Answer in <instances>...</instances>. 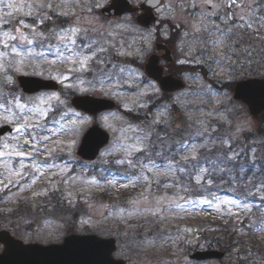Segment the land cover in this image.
Returning a JSON list of instances; mask_svg holds the SVG:
<instances>
[{"label": "rangeland", "instance_id": "374dc122", "mask_svg": "<svg viewBox=\"0 0 264 264\" xmlns=\"http://www.w3.org/2000/svg\"><path fill=\"white\" fill-rule=\"evenodd\" d=\"M132 1L137 3L142 0ZM11 2L14 4L13 8L0 5L2 9L0 17L3 18L0 20V39H7L3 36L5 31L19 36L20 33L15 31L19 28L24 35L39 43L40 38L33 35V28L47 36L49 29L67 27L79 18L81 26L93 27L97 30L95 33H89L93 39H99L101 43L108 42L105 46L109 47L107 58L110 64L104 71L113 78L106 79L103 85L78 84L76 78L80 76L86 80H94V74H99L98 66L91 65L93 71L89 73L70 72L69 69L73 67L71 63L56 59V49L64 50V45L57 40L43 41L44 48L37 47L35 43L29 46L33 51L45 52L47 61L40 58H26L24 66H15L19 67V71L15 70V67H7L9 61L18 58L11 55L5 57L4 64L7 71H0V103L12 107L14 112L19 113L14 106V98L19 97L22 103L27 104L24 113L28 115H31L29 109H34L37 105L45 107L40 103L38 99L40 97L54 93L63 103L60 104L54 99L50 101L49 103L56 107L48 111L47 117L39 119L42 127L27 128L21 133L15 131L20 122H6L3 116L7 115V112L0 108V125L6 123L14 125L13 131L4 134L0 140V152L13 153L0 156V180L5 182L0 184V230L8 231L14 239L23 243L42 245L61 243L63 237L69 234L95 233L105 238L114 237L117 241L114 256L125 259L126 264H264V256H258L255 252L247 253L248 250L240 254L242 261H237L235 246L229 248L231 254L228 257L219 260L195 261L188 257L192 250L206 248V241H200L198 234L192 235V228L198 225L197 222L202 218L209 216L226 219V217L249 215L250 223L253 219L260 222L264 219V213L256 211L260 207L253 208L254 214L245 211L238 216H230L227 214L229 210L237 211L234 205L226 203L237 199L231 195L215 194L219 197V202L213 201L212 205H208L199 201L205 197L208 199L212 197H196L192 193L180 191L177 187H163L164 181L173 179L164 175L171 156L164 155L162 164L155 161L157 168L153 169V174H149L153 176L150 188L144 181L128 180L126 168L114 165L113 162L124 156L122 144L137 143L139 146L135 138L143 137L149 131L152 133L151 141H144L148 149L151 148L152 143H155L158 148L164 146V151L170 152L166 146L173 141L183 139L188 144H199V139L204 140V137L190 134L197 127L204 126L209 130L214 128L212 136L227 142L218 145L219 150L229 153L233 150L248 152L251 158L264 161V137L255 131L256 122L246 111L245 105L241 101H235L231 90L223 86L224 83L239 78L264 76V39L248 31L240 41V46H246L251 53L241 56V60L246 61L245 66H238L235 71L225 69L223 74L213 76L206 64L198 63L208 60V56L201 55V52L205 47L211 51V46L201 44L192 35L184 36L186 31L192 32V25L199 19L193 13L209 11L201 0H162L156 13L163 23L161 22L158 27L150 28L139 26L132 15L109 19L102 17L99 10L108 0H69L67 5L62 0H11ZM41 2L52 3L55 10L40 9ZM193 3L198 7H192ZM245 4H253V0H245ZM69 10L74 11L75 15L68 17L56 15L58 12ZM29 11L33 14L25 15ZM224 11L222 9L219 14L223 16ZM7 12H12L13 15L6 16ZM45 15L52 18L44 20L41 24L40 20ZM20 21L28 27H23ZM86 21H91V24ZM218 22L211 21V23ZM260 31L264 32V28ZM101 32L104 33L103 36L99 35ZM108 33L112 35L109 36ZM158 36L167 42L174 58L173 63L181 64L179 61L185 60L188 64H197L201 67L197 72H178L171 62L160 59V64L167 68L165 73L172 70L173 75L176 74V77L181 78L185 83L184 88L169 93L166 99L161 96L162 90L159 85L143 71V62L154 51ZM49 44H51L50 49ZM110 44H114L115 48L110 47ZM116 49H120L125 54L116 55ZM0 51L10 50L0 45ZM53 60L56 62L51 63ZM112 65H116V68ZM119 68H123L124 71L118 72ZM18 74L52 78L58 81L59 89L26 94L18 85L16 80ZM64 75H68L70 79L63 80ZM5 76L11 77V82H6ZM197 76L200 78L196 79ZM142 92L147 95H141ZM71 93H90L108 97L114 99L117 106L116 109L90 116L74 109L69 100ZM7 101L13 103L8 104ZM141 104L146 106L140 107ZM164 109L167 114L158 117V113ZM122 110H128L139 116H134L133 119L126 117ZM64 112H68V115L64 116ZM157 118L163 123L155 124ZM95 122L111 134V140L101 149L95 161L88 162L76 155L75 148L85 128ZM198 122H203V125ZM47 129H54L56 133L50 140L40 141L37 137L29 144L24 143L25 140H31L29 133L32 136L37 133L51 135ZM133 129L142 131H133ZM157 136L163 137V140H158ZM32 143H38L39 147L33 149ZM109 149H113L112 154L104 155ZM253 149L255 151H252ZM15 152L35 154L21 157L16 156ZM55 154L61 156L60 160L53 158ZM108 162L113 163L114 169L122 168V171L117 169L120 174L112 175L106 172L102 175L99 167ZM21 164L24 165L23 169ZM33 164L36 165L35 169L32 167ZM173 167L175 168V165ZM17 171H22L23 175L17 177L15 175ZM93 177L96 178L95 182L92 181ZM156 178L162 181L159 188L155 186ZM9 180L13 183H8ZM107 181L114 183L109 184ZM104 192H107L106 198L101 196ZM38 193L45 194L37 195ZM114 193L116 196H113ZM145 196L151 205L145 202ZM164 197L167 199L162 201L164 211L160 217L146 214V207L152 206L153 210H156L155 200ZM52 200L65 202L67 206H54ZM170 200L174 203H169ZM42 203H45L46 210L37 208ZM177 204L180 207H177ZM23 205L29 207L22 208ZM129 213H131L130 217ZM255 234L261 237L264 236V231ZM2 248L0 244V252ZM213 248L218 247L215 245Z\"/></svg>", "mask_w": 264, "mask_h": 264}, {"label": "snow or ice", "instance_id": "6c2138e0", "mask_svg": "<svg viewBox=\"0 0 264 264\" xmlns=\"http://www.w3.org/2000/svg\"><path fill=\"white\" fill-rule=\"evenodd\" d=\"M62 2L67 5L69 0H62ZM201 2L205 5L209 11H199L197 13H193L194 16H198L199 19L195 21L192 25V32H185L184 36L188 37L189 35L194 36L198 41L205 45L211 46V51H209L208 47H205L201 52V55H207L208 60L206 61H198L200 64H206L208 66L209 71L213 76L223 74L225 69L229 71H235L236 68L245 66L246 61L241 60L242 55H250V50L245 46H240V41L243 40L244 35L248 32H254L255 35L264 39V32H261L260 29L264 28V0H253V4H245V0H220V2H213V0H201ZM0 5H3L5 8H13L14 4L11 0H0ZM98 6V5H97ZM192 7H198L197 4L193 3ZM31 7V6H30ZM159 7V5H157ZM171 7V6H169ZM40 9H50L55 10L52 3H43L39 4ZM224 9V15L221 16L219 13ZM19 10V9H17ZM2 11V9H0ZM91 11V9H89ZM31 11L26 12L25 15H32ZM6 16H12V12L5 13ZM58 16L68 17L69 15H75V12L72 10L62 11L56 13ZM52 17L45 15L40 20V23L43 24L44 20H50ZM0 20H3L0 17ZM216 20L218 23H211V21ZM3 23H7V21H3ZM23 27L27 28L28 25L24 24L23 21L19 22ZM86 23L91 24V21H86ZM16 32H19L20 35H11L7 31L3 33V36H6L7 39H0V45L6 50L10 51H0V71H7V68L4 64V59L7 56H14L18 59L14 61H9L7 67H15L19 65L20 67L24 66V61L26 58H40L47 61V56L43 51H33L32 47H29L36 44L39 48H44L45 44L43 41L48 40H57L62 45H64V50H60L59 48L55 51L56 59L62 60L64 62H69L73 65L70 72H80V73H89L92 72L93 69L91 65L95 64L98 66L97 72L98 75L94 74V80H86L82 76L77 77V83L80 85L87 84L92 86L94 83H99L103 85L106 79L111 80L113 78L112 75H109L108 72L104 71L105 67L110 64V60L108 57L109 47H106L105 44L108 43L105 41L101 43L99 39H93L89 33H95L97 30L93 27H83L81 26V22L79 18L73 23L68 25L67 27L59 26L49 29V34L47 36L42 32L35 31L33 28V35L40 38V42L37 43L34 39L29 38L24 35L23 32L19 28L15 29ZM100 36H103L104 33H99ZM108 35H112V33H108ZM151 36V33H149ZM23 45V47H21ZM71 45V47H69ZM112 48H115L114 44L109 45ZM49 49L51 48V44L48 45ZM68 53L67 55L65 53ZM116 55H124L120 49H116ZM190 55V52H189ZM53 60L51 63H55ZM185 60H180L179 63H185ZM215 66V68H213ZM113 68H116V65H112ZM15 70L19 71V67H15ZM123 68H119L118 72H123ZM199 79L200 77H195ZM63 80H68L70 77L68 75H64L62 77ZM6 82H11V77L5 76ZM141 95H147V93H141ZM41 104H44L45 107H40L37 105L34 109H29L31 115L25 114L24 109L27 108L26 103H22L19 97L14 98V106L19 110L18 112H14L12 107H6L4 103H0V108L4 109L7 112V115L3 116V119L6 122L14 123L19 121V126L15 128L17 133H21L23 130L27 128H40L42 127L39 123L40 118H45L48 116V111L51 108L56 107L55 105H51L49 102L53 99L58 103L62 104L63 101L60 100V97L55 95L54 93L47 97L38 98ZM8 104H12L13 101H7ZM140 107H144L146 105L141 104ZM166 109L162 110L158 113V117L161 115H166ZM64 116L68 115V112L63 113ZM79 115V114H75ZM11 117V119H10ZM81 119H83L81 117ZM155 124H161L159 118L154 121ZM203 125V122H198ZM51 135H40L37 133L35 136H32L31 140H25V144H29L32 141H35L37 137H39L40 141H48L51 139V136H54V129H47ZM133 131H142L139 129H133ZM215 129L209 130L208 127H197V129L191 133L192 136L204 137V140L199 144H188L183 139L180 141H173L172 144L167 145L166 147L172 153L170 157V164L165 171L164 175L173 177V179L166 180L163 183V187H177L180 191L184 193H196L203 196L204 192H207L209 197L212 199H208L207 197L201 199L199 202L212 205L213 201L219 202V197H217L213 191L215 186V178L219 175L221 183L224 182V176H232L233 180H235L239 185L240 195L247 197H252L253 192L249 187L247 182L237 180L235 176H233L231 170L227 165L223 167H219L216 163L206 155H202L200 149H203L206 153H211L213 151V147L218 145H223L227 143L226 141L219 139L217 137L212 136V132ZM20 137L18 136L17 139ZM152 133L151 131L145 133L143 137H136L135 139L139 142V146L137 143L121 145L124 156L119 159H115L113 162L116 165L124 166L126 168L127 176L126 178L130 181H144L148 184L149 188L153 182V176L149 174H153V169L157 168L155 160L153 159V155L162 156L164 152V146L157 147L155 143L151 145V151L145 145L144 141H151ZM158 140H163V137L157 136ZM211 145V147H210ZM231 148V145H228ZM39 147L38 143H32V148L36 149ZM182 149V151H181ZM113 149H109L104 155H111ZM252 151H255L253 149ZM192 154L189 155L188 153ZM140 153L144 158L141 159L140 156L136 154ZM13 153H4L0 152V156L3 155H12ZM16 156H25V155H34L35 153H24V152H15ZM240 155L237 151H232L231 154L223 153V159L235 162L236 158ZM217 159H221V157H217ZM207 163L211 165V167H206L204 164ZM175 165V168L173 167ZM32 167L35 169L36 165L33 164ZM24 168V165L21 164V169ZM176 172L181 173V175L177 176ZM139 173V174H137ZM17 177L23 175L22 171L15 172ZM92 181L95 182L96 178L93 177ZM3 180H0V184H4ZM8 183H13V181L9 180ZM35 183V180H33ZM107 183L112 184L113 181H107ZM155 183L160 186V179L156 178ZM127 187L128 185H123ZM133 187L135 184L132 185ZM252 187L256 189L257 192H264V180H262L259 184H253ZM45 193H38L37 195H41ZM143 195V193L141 194ZM180 199H185V197H179ZM167 199V197L156 199L155 205L156 210H153L152 206H148L145 208V212L148 215L153 217H160V214L164 211L162 201ZM264 199V197H262ZM144 200L147 204L151 205V202L148 201V198L145 196ZM195 203L196 201H191ZM169 203H174V201L170 200ZM229 205H234L237 211L233 212L229 210L227 212L228 215H240L242 212L253 213V206L250 203L243 202L239 199H233L226 201ZM180 207L179 204L176 205ZM123 211V209H121ZM261 213H264V207H260L256 209ZM131 213H129V217ZM236 223L241 225L245 224V221L238 220ZM247 230L260 232L264 231V219L260 222L253 219L252 223L246 225Z\"/></svg>", "mask_w": 264, "mask_h": 264}, {"label": "water", "instance_id": "95a60500", "mask_svg": "<svg viewBox=\"0 0 264 264\" xmlns=\"http://www.w3.org/2000/svg\"><path fill=\"white\" fill-rule=\"evenodd\" d=\"M101 9L104 16H119L123 13H134L141 10L135 16L137 23L144 27L158 26L157 15L153 8L159 5L160 0H145L133 6L130 0H109ZM158 48H165V44L157 43ZM166 49V48H165ZM162 57L170 61L167 50ZM159 57L152 54L144 69L147 75L156 80L162 90L173 91L184 86L180 79L171 75H162V67L158 65ZM17 80L25 92H34L41 89H56L57 82L51 79H40L33 76L19 75ZM233 99L241 100L247 111L252 116H257L264 111V77L244 78L235 82L232 92ZM71 103L88 114H96L102 110L112 109L115 102L104 97H94L90 94L74 95ZM12 125L0 127V136L7 131H12ZM110 135L97 124L91 125L83 134L76 153L83 159L93 160L100 148L105 146ZM0 243L4 245L0 253V264H123L122 259H115L112 252L115 250L113 237L102 238L96 234H71L63 238L60 244L41 245L38 243L23 244L11 237L4 229L0 231ZM229 255V251L217 249L195 250L190 255L195 260H216Z\"/></svg>", "mask_w": 264, "mask_h": 264}, {"label": "trees", "instance_id": "16d2710c", "mask_svg": "<svg viewBox=\"0 0 264 264\" xmlns=\"http://www.w3.org/2000/svg\"><path fill=\"white\" fill-rule=\"evenodd\" d=\"M174 67L178 71H193L198 69V66L191 65H175ZM233 83L234 81H230L224 83L223 86L231 90L233 87ZM163 96L167 97L166 94H163ZM124 112L129 117L134 116L131 112ZM253 121L256 122L255 131L257 132V134L262 135L264 137V112L261 113L258 117H255ZM202 140L203 139H199V143H201ZM200 152L202 155L209 156L219 167L227 165L228 168L231 170L233 176H235L237 180L247 182L253 192L252 197L246 198L245 196L240 195V191H242V189H240V185L235 180H233L232 176L225 175L224 182L221 183L219 175H217L215 178V186L213 188L215 194L231 195L237 199H241L246 201L247 203L252 204L253 208H255L256 206L264 207V199H262V197H264V192H257L256 189L252 187L253 184H259L262 180H264V161H260L259 159H253L249 156L248 152L242 153L240 151H237L240 153V155L236 158L235 162L229 161L223 159V153L229 152H226L222 149L219 150L218 146L213 147V151L211 153H206L203 149H200ZM136 155L142 156L140 153H137ZM170 155L171 154H169V156ZM217 157H221V159H217ZM153 158H155V160H158L160 156L156 158L154 155ZM114 165L116 164L114 163ZM114 165L113 163L108 162L104 165H101V167H99V171H101L102 175H105L106 172L112 175L120 174L119 172H117V169L122 171V168L114 169ZM204 166L211 167V165H208L207 163H205ZM179 175H181V173L178 172L177 176ZM105 194L103 198H105ZM192 195L196 197L208 196L207 192H204L203 196L196 193H192ZM113 196H116V193ZM119 196L120 194L117 196V198ZM51 203L54 206H67V203H59L57 200H52ZM44 205L45 203H42V206H38L37 208L46 210V206ZM23 207L27 208L29 206L23 205L22 208ZM207 217H205L204 219L202 218L200 221H198V225H194V228H192V235L195 236L198 234L197 236L198 238H200V241L207 242L206 245L208 248H211L215 245L218 248H227L230 246H235V257L238 259L237 261L240 262L242 261V259L240 258V254H242L244 250H248L247 253L255 252L258 254V256H264V236L257 237L254 231H249L246 228V225L250 224V222L248 221L249 215L236 218L226 217V219H215L209 216ZM238 220L245 221V224L241 225L239 223H236V221ZM237 227H239L240 229L238 230ZM244 260L245 259H243V261Z\"/></svg>", "mask_w": 264, "mask_h": 264}]
</instances>
